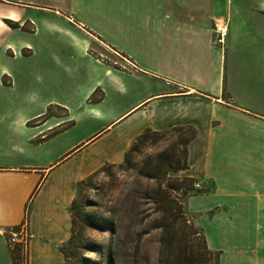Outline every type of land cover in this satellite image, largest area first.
Returning a JSON list of instances; mask_svg holds the SVG:
<instances>
[{
  "label": "crops",
  "instance_id": "crops-1",
  "mask_svg": "<svg viewBox=\"0 0 264 264\" xmlns=\"http://www.w3.org/2000/svg\"><path fill=\"white\" fill-rule=\"evenodd\" d=\"M2 1L35 25L0 15V132L23 155L0 160V227L27 223L28 264H66L79 181L146 129L177 127L196 132L180 175L202 184L185 208L208 248L219 264H264V0ZM51 106L73 124L27 125ZM0 251L12 264L1 236Z\"/></svg>",
  "mask_w": 264,
  "mask_h": 264
},
{
  "label": "rangeland",
  "instance_id": "rangeland-1",
  "mask_svg": "<svg viewBox=\"0 0 264 264\" xmlns=\"http://www.w3.org/2000/svg\"><path fill=\"white\" fill-rule=\"evenodd\" d=\"M14 2L16 1L1 0L0 15L7 14L10 10L11 15L17 18V20H10L12 23L9 25L12 28L21 27L23 30L34 31L35 25L32 22L20 19V9L23 10L20 2ZM104 54L103 58L113 63L114 58L107 52ZM14 64L18 65L19 62L12 63V65ZM4 84H7L5 79ZM102 94L103 92L98 91L94 99H98ZM6 107L13 109L17 106ZM22 108L24 110L25 107ZM64 112L61 107L52 106L51 114L29 121L27 125L30 127L40 126L47 123L48 119L53 117L52 115L59 117L52 118L47 125L42 127L54 125L53 129L44 133L49 136L73 124L69 117L61 114ZM2 129L0 127V131ZM189 134V130H183L182 133L174 131L163 135H152L146 142L139 145L131 164L122 166L124 161L108 163L96 170L90 184L83 191L86 211L96 216L109 218L114 222L116 230L113 232L108 228L95 227L85 230V244L91 248L95 246L97 250L83 251L84 258H86L84 264H108L110 255L114 264H162L166 260L173 264H191L190 260L183 258L185 250L187 248L196 249L200 246V241L196 236L185 231L182 222H178L172 229H166V226L163 225L166 223L163 221V210L160 205L154 202L159 182L150 178V174L157 164L167 158L175 157V155L181 156L184 149L183 140ZM11 136L6 131L0 132V160L5 156L16 159L23 156L13 147V142L18 138ZM40 139L41 137H38V140ZM180 174L181 170L172 173V175ZM163 186L165 187L166 183H163ZM171 192L176 200L183 203L185 214L190 218L191 223H194L185 208L187 197L184 194L185 190ZM8 245L11 252L15 250L18 256V261L15 264H28L27 247L23 246L22 250L18 251L16 246L11 247L9 242ZM164 249H166V254L162 259V250ZM70 256L71 264H80V260L73 254ZM0 264H5L1 251ZM205 264H211V261Z\"/></svg>",
  "mask_w": 264,
  "mask_h": 264
},
{
  "label": "trees",
  "instance_id": "trees-1",
  "mask_svg": "<svg viewBox=\"0 0 264 264\" xmlns=\"http://www.w3.org/2000/svg\"><path fill=\"white\" fill-rule=\"evenodd\" d=\"M9 23H12L9 21ZM12 25V24H11ZM14 25V24H13ZM95 96L92 97V100ZM52 107V106H51ZM51 107L48 108V111L42 115L41 117H46L51 114ZM183 130H189L190 134L183 140V152L181 156L170 157L162 161V163L157 164L150 174V178L156 179L159 182V188L156 191V197L154 198V202L160 205L161 209L164 213V220L166 223L163 225L166 226V229H172L176 227L178 222L183 223V227L185 231L191 235L196 236V238L200 241V246L195 248H187L185 250V256L183 258L190 260L191 264H205L208 261H211V264H219V255L208 248L206 238L204 233L200 228H198L195 223H191V220L185 214L183 210V206L181 202L176 200L173 197V190L180 191L185 190L184 194L187 196L192 190H194L193 183L195 181L194 178L191 177H182L180 175H172L173 172H178L182 169H186L189 167L188 164V145L195 137V130L191 127H177L169 131H154L150 128L146 129L143 133L136 137L134 142L132 143L129 150L126 152L124 162L121 164L129 165L133 159L135 152L138 150L139 145L141 143L146 142L152 135H163L166 133L180 131L182 133ZM92 173L88 177L82 179L78 183L77 193L74 201L70 206V214L72 216V232L70 238L62 245V252L66 258V264H71L70 262V254H73L78 260H80V264H84L86 258H84L83 251L84 250H93L97 248H91L89 245H86L84 242V232L86 229L90 227L95 228H108L111 231L115 232L116 226L112 220L105 216H96L93 213L86 211V204L83 197L84 189L90 184L94 174ZM163 183H166V186H163ZM162 221V222H163ZM172 221V222H171ZM18 251H21L23 246L21 244L16 245ZM89 247V248H88ZM13 250L12 260L13 264L17 263L18 256L16 251ZM163 255L162 259L166 254V249L162 250ZM28 253V248H27ZM29 257H27V261ZM108 264H114L112 260V256H108ZM162 264H173L170 261H165Z\"/></svg>",
  "mask_w": 264,
  "mask_h": 264
},
{
  "label": "built area",
  "instance_id": "built-area-1",
  "mask_svg": "<svg viewBox=\"0 0 264 264\" xmlns=\"http://www.w3.org/2000/svg\"><path fill=\"white\" fill-rule=\"evenodd\" d=\"M216 42L224 47L228 36V23L219 21L215 25ZM194 189H201L202 184L198 181L193 183ZM0 236L5 238L11 247L21 244L28 248L31 234L28 230L26 222L20 225H11L7 227H0Z\"/></svg>",
  "mask_w": 264,
  "mask_h": 264
}]
</instances>
